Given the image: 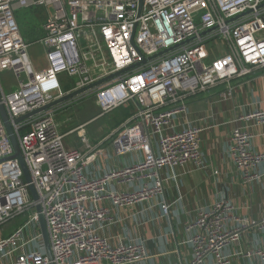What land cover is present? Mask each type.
<instances>
[{
	"label": "built area",
	"instance_id": "2783aa9c",
	"mask_svg": "<svg viewBox=\"0 0 264 264\" xmlns=\"http://www.w3.org/2000/svg\"><path fill=\"white\" fill-rule=\"evenodd\" d=\"M264 0H0V76L11 72L17 88L0 95L25 163L39 196L55 264H136L147 257L141 241L113 244L100 233L112 222L111 203L129 208L163 194L165 170L187 164L203 167L198 126L173 129L185 115L189 97L220 84L230 85L264 68ZM42 7L48 12L44 37L37 43L47 65L38 69L29 55L31 44L20 33L14 13ZM238 18V19H236ZM212 30L211 32H208ZM208 32L205 35H201ZM147 61L93 92L98 118L120 107L134 111L110 132L118 157L137 154L130 165L91 176L87 167L101 151L85 125L63 134L52 111L15 123L22 116L70 92ZM209 61V63H207ZM100 71V72H99ZM95 72H99L94 76ZM74 82L64 91L63 81ZM84 97V96H83ZM264 128V111L238 120ZM78 131L81 149L66 138ZM249 127L232 131L230 159L245 182L262 179L264 151L253 148ZM0 114V229L30 214L29 222L0 237V264H50L28 184ZM218 172H215L217 174ZM117 186H134L121 191ZM168 216L171 204H161ZM264 235V218L239 216L225 198L197 212L187 223L192 256L186 264H232L225 254L247 230ZM264 263V248L246 254Z\"/></svg>",
	"mask_w": 264,
	"mask_h": 264
},
{
	"label": "crops",
	"instance_id": "0c3cea01",
	"mask_svg": "<svg viewBox=\"0 0 264 264\" xmlns=\"http://www.w3.org/2000/svg\"><path fill=\"white\" fill-rule=\"evenodd\" d=\"M43 24L38 30L39 41L45 35ZM36 67L39 69L37 65ZM230 87L232 95L227 100L223 97L229 89L225 84L189 97L186 114L173 120L175 130L187 126H198L202 129L203 167L187 164L177 168L174 170L175 179L172 178L171 171L165 170L163 194L148 202L129 208H115L109 202L104 204L110 209L113 221L100 230L103 236L113 244L136 241L145 244L147 257L136 264L188 263L192 249L185 226L196 219L199 209L207 208L220 199L229 201L239 216L252 220L264 218V176L259 181L245 182L234 167L229 153L232 131L237 126H248L249 131L254 134V150L264 151V128L238 121L246 114L264 111V68L256 70L247 78L235 80ZM120 108L127 110L128 116L117 121L111 131L98 138L87 134L94 144L101 143L98 159L87 167L91 176L102 175L108 170L130 165L137 160V154L118 157L112 140H105L134 111V106ZM97 118H91L84 125ZM66 141L72 147H79L74 136H68ZM258 172L264 173V165ZM113 187L121 191L134 188L116 184ZM165 201L171 204L168 216H164L161 209V204ZM257 248H264V235L257 229H251L244 232L239 242L226 250L225 254L232 264H264L257 257H246L248 252Z\"/></svg>",
	"mask_w": 264,
	"mask_h": 264
},
{
	"label": "rangeland",
	"instance_id": "374dc122",
	"mask_svg": "<svg viewBox=\"0 0 264 264\" xmlns=\"http://www.w3.org/2000/svg\"><path fill=\"white\" fill-rule=\"evenodd\" d=\"M14 16L23 38L27 42L30 41L32 43L29 48V55L32 61L39 67V69L44 68L47 65L45 52L43 48L38 43H36V40L39 36L38 30L40 26L48 18V12L42 7H33L15 11ZM36 62L39 64H37ZM207 63H209V61H207ZM99 72H95L94 76ZM0 81L6 92L14 91L17 88V80L11 72L1 74ZM57 111L58 110H52L56 122H58V124L60 125V130L63 134L79 129L82 125H84V122L90 120L91 118L98 117L100 113V109L95 101V95L93 94L86 96L85 98H83V96L79 97L68 106H65L64 108L59 110V112ZM127 115L128 111L124 108H120L116 111L104 115L103 117L97 118L92 122L86 123L85 132L90 136L98 138L111 131V129L114 128L115 123ZM77 134L78 131L69 135V138H73L74 136L79 144L78 148H80L82 144ZM68 147L72 146L69 145ZM29 219L30 214L27 213L24 216H19L16 219L12 220L2 229H0V237H6L10 235L19 226L29 222Z\"/></svg>",
	"mask_w": 264,
	"mask_h": 264
},
{
	"label": "water",
	"instance_id": "95a60500",
	"mask_svg": "<svg viewBox=\"0 0 264 264\" xmlns=\"http://www.w3.org/2000/svg\"><path fill=\"white\" fill-rule=\"evenodd\" d=\"M143 4V0H140V6H142ZM260 8H263L264 5L262 6H259ZM238 19V18H236ZM212 30H209L208 32H211ZM208 32H204L202 33L201 35H205L206 33ZM193 41V39H190L182 44H179L175 47H172L168 50H165L155 56H153L152 58L150 59H143L140 63L138 64H135L127 69H124L122 71H119L115 74H112L110 76H107V77H104V78H101L91 84H89L88 86L84 87V88H81V89H78V90H75L73 92H70L62 97H59L57 98L56 100H54L53 102H50L44 106H42L41 108H38L24 116H22L21 118L17 119L15 123H21V122H24L28 119H31L33 117H36V116H40L48 111H52V110H55L63 105H66L68 104L69 102H72L73 100L79 98V97H82V96H89V95H92L94 91H96L98 88H100L101 86L109 83L110 81L114 80L115 78H121L124 74L140 67L141 65L145 64L147 61H151V60H154L158 57H161V56H164L166 54H168L169 52L171 51H174L182 46H184L185 44L189 43ZM0 114H1V117H2V120H3V123L5 125V128H6V131H7V134L9 136V139H10V142L12 144V147H13V150H14V155H13V158L17 159L19 161V164L21 166V169H22V172H23V175H24V179L26 181V183L28 184V188H29V192H30V195H31V198L33 200V202L35 203V209H36V212L39 214V217H38V227L40 229V233H41V236H42V241H43V244H44V248H45V253H46V256L50 262V264H55L54 263V257H53V253H52V248H51V243H50V237H49V232H48V228H47V224H46V220L42 214V207L39 203V196H38V193H37V190L33 184V181H32V178H31V174L29 172V169L25 163V160H24V157H23V154H22V151L20 149V145H19V142H18V138L15 134V131H14V128H13V125H12V122L10 121L9 117H8V114L6 112V109L4 107V105L2 104V100H1V95H0Z\"/></svg>",
	"mask_w": 264,
	"mask_h": 264
},
{
	"label": "trees",
	"instance_id": "16d2710c",
	"mask_svg": "<svg viewBox=\"0 0 264 264\" xmlns=\"http://www.w3.org/2000/svg\"><path fill=\"white\" fill-rule=\"evenodd\" d=\"M39 41V39L38 40H36V43ZM30 44H32L31 42H29ZM73 85H74V82H73V80L72 81H68V80H64L63 81V89H64V91H69L72 87H73ZM74 101V100H73ZM72 101V102H73ZM72 102H69L68 104H71ZM65 107V105H63V106H61V107H59V108H57V109H55V111L56 110H58L57 112H59V110H61L62 108H64ZM100 114V113H99ZM128 116V115H127ZM127 116H125V117H127Z\"/></svg>",
	"mask_w": 264,
	"mask_h": 264
}]
</instances>
